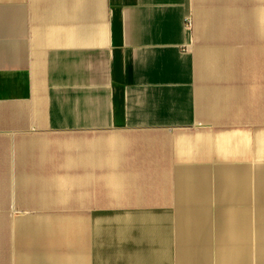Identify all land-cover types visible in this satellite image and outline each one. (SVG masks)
<instances>
[{"label":"crops","instance_id":"0c3cea01","mask_svg":"<svg viewBox=\"0 0 264 264\" xmlns=\"http://www.w3.org/2000/svg\"><path fill=\"white\" fill-rule=\"evenodd\" d=\"M0 264H264V0H0Z\"/></svg>","mask_w":264,"mask_h":264},{"label":"built area","instance_id":"2783aa9c","mask_svg":"<svg viewBox=\"0 0 264 264\" xmlns=\"http://www.w3.org/2000/svg\"><path fill=\"white\" fill-rule=\"evenodd\" d=\"M188 24H190V23L188 22Z\"/></svg>","mask_w":264,"mask_h":264}]
</instances>
